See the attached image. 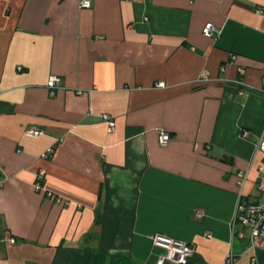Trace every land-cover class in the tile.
Here are the masks:
<instances>
[{
  "label": "crops",
  "instance_id": "crops-1",
  "mask_svg": "<svg viewBox=\"0 0 264 264\" xmlns=\"http://www.w3.org/2000/svg\"><path fill=\"white\" fill-rule=\"evenodd\" d=\"M90 2L0 0V264H156L154 234L264 264L232 227L264 201V0Z\"/></svg>",
  "mask_w": 264,
  "mask_h": 264
},
{
  "label": "built area",
  "instance_id": "built-area-1",
  "mask_svg": "<svg viewBox=\"0 0 264 264\" xmlns=\"http://www.w3.org/2000/svg\"><path fill=\"white\" fill-rule=\"evenodd\" d=\"M90 4V0H78V6L80 8H88L90 7ZM255 13L261 14L262 9L257 8L255 10ZM219 32L220 30L211 23H206L203 27L204 35L209 37H217L219 35ZM240 72L242 71L240 70ZM58 80L59 77L56 75H50L48 77L46 87L50 95H53L55 90L58 89ZM157 85H160V83H157ZM76 93H81V90L77 89ZM100 120L105 123L107 132L112 131V129L114 128V121L112 120L110 115H108L107 113H102L100 115ZM41 134L42 131L34 128L26 131V135L32 137ZM242 135L245 137L247 135V132L243 131ZM168 140L169 134L166 131H157V141L160 145L164 146L168 142ZM256 149L262 153L264 159V132L261 134L258 142L256 143ZM41 155L42 157H45L46 153H42ZM39 175L42 174L39 173ZM236 176V184L239 187H242L246 178V173L244 171L238 170ZM40 178L41 177L39 176L37 178L38 180L35 183V188L37 190H40L42 187ZM257 189L259 192L264 193V176L259 177L257 182ZM45 195L48 197H53L54 201H56L57 203L61 202L60 197H55L49 191H46ZM235 223H239L243 228H246L248 230V245L251 249H264V201L260 202L243 201L241 199L238 200L234 210L232 227ZM204 235L208 236L209 233L205 232ZM13 241L14 240L12 238H9L10 243H12ZM151 243L154 247L162 249V253L156 259V264H163L165 261L185 264L194 253L193 243L177 240L161 234H154L151 238Z\"/></svg>",
  "mask_w": 264,
  "mask_h": 264
},
{
  "label": "trees",
  "instance_id": "trees-1",
  "mask_svg": "<svg viewBox=\"0 0 264 264\" xmlns=\"http://www.w3.org/2000/svg\"><path fill=\"white\" fill-rule=\"evenodd\" d=\"M261 202V201H260Z\"/></svg>",
  "mask_w": 264,
  "mask_h": 264
}]
</instances>
